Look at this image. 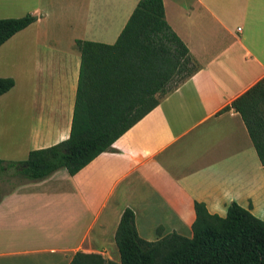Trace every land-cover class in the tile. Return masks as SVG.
<instances>
[{
  "label": "crops",
  "instance_id": "0c3cea01",
  "mask_svg": "<svg viewBox=\"0 0 264 264\" xmlns=\"http://www.w3.org/2000/svg\"><path fill=\"white\" fill-rule=\"evenodd\" d=\"M140 0H0V19L37 21L0 47V159L70 137L81 54L77 40L113 44ZM166 19L200 69L105 152L0 197V264H72L77 253L120 263L126 208L141 238H192L195 204L232 203L264 221V166L241 115L221 112L264 79V0H163Z\"/></svg>",
  "mask_w": 264,
  "mask_h": 264
},
{
  "label": "trees",
  "instance_id": "16d2710c",
  "mask_svg": "<svg viewBox=\"0 0 264 264\" xmlns=\"http://www.w3.org/2000/svg\"><path fill=\"white\" fill-rule=\"evenodd\" d=\"M37 21L31 14L0 19V47ZM81 54L74 117L69 139L31 151L21 162L0 159L24 181L39 182L60 170L76 175L105 152L200 66L166 19L163 0H140L117 41L77 40ZM15 86L0 78V96ZM234 109L249 132L264 166V79L225 107ZM193 237L177 232L157 241L140 237L135 213L126 208L116 232L120 263L77 253L72 264H264V221L232 203L227 215L195 204Z\"/></svg>",
  "mask_w": 264,
  "mask_h": 264
},
{
  "label": "rangeland",
  "instance_id": "374dc122",
  "mask_svg": "<svg viewBox=\"0 0 264 264\" xmlns=\"http://www.w3.org/2000/svg\"><path fill=\"white\" fill-rule=\"evenodd\" d=\"M22 179L15 173L14 168L0 170V197L22 183Z\"/></svg>",
  "mask_w": 264,
  "mask_h": 264
}]
</instances>
